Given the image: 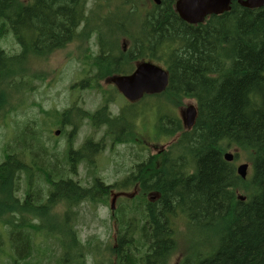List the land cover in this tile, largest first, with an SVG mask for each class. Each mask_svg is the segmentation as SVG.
<instances>
[{"label":"trees","instance_id":"obj_1","mask_svg":"<svg viewBox=\"0 0 264 264\" xmlns=\"http://www.w3.org/2000/svg\"><path fill=\"white\" fill-rule=\"evenodd\" d=\"M159 1L160 5L148 0H0L1 27L11 32L20 49L12 56L0 50V111L8 105L3 88L8 81L12 79V86L17 76L25 75L31 60L67 48L77 34L84 39L95 36L97 40L92 46L98 54L85 48L81 55L92 83L110 74L129 72L133 60L161 64L167 70L168 85L157 97L194 99L197 116L192 129L184 131L169 112L158 114V136H179L164 152L150 157L147 164L137 165L122 181L120 188L136 184L140 192L114 210L116 247H106L103 253L110 259L98 264H170L174 255L175 264H264V7L244 9L233 2L228 13L189 26L174 12L175 0ZM88 4L91 8L85 14ZM124 38L131 43L127 56L119 50ZM108 49L116 53L115 61L106 60ZM92 57L96 58L87 59ZM18 85L19 93L24 92L25 88ZM136 111L137 108H126L110 123L101 112L66 109L60 115L45 111L41 126L44 128L49 118L53 119L52 127L59 126L64 131L68 127L75 131L74 123L83 118L89 119L93 128L105 122L116 128L123 122L125 126L116 128L121 129L118 135L122 138L115 141L124 142ZM38 143V137L23 132L10 146L16 148V153H10L0 165V206L5 198L10 200L4 208L10 214L0 215V249L11 245L6 236L15 237L18 249H11L0 264H43L47 257L42 245L49 239L58 242L60 255L55 264H84L86 249L73 228L75 208L83 202L105 203L107 200L99 199H105L112 187L94 178L88 188H83L67 175L69 171L75 174L82 162L91 164L92 157L101 152L100 144L88 139L76 151L67 145L62 159L67 167L59 169L57 179H45L47 196L37 207L32 201L34 193H26L21 204L14 198L24 195L19 187L23 173H19L29 177L34 167L22 160V153L38 147ZM183 145L189 156L178 153L176 164L169 167L170 156ZM231 149L247 154L251 174L245 180L236 174L235 156L232 163L222 159ZM51 158L49 163L46 156H38L41 167L37 164L35 168L42 169V175L59 168L55 157ZM148 195H156L157 199L150 201L146 199ZM240 197L244 200L240 201ZM59 203L65 207L64 215L54 212ZM50 207L52 212L47 217L58 232L45 230L36 211ZM175 218L189 225L183 245L174 237ZM20 221L34 228L26 239H19L20 226L15 225ZM208 233L218 239L208 241L214 247L209 243L208 252L188 257L190 235ZM25 252L26 257H20ZM104 254L97 255L102 258Z\"/></svg>","mask_w":264,"mask_h":264},{"label":"rangeland","instance_id":"obj_2","mask_svg":"<svg viewBox=\"0 0 264 264\" xmlns=\"http://www.w3.org/2000/svg\"><path fill=\"white\" fill-rule=\"evenodd\" d=\"M1 25L2 24L0 23V50L4 51L7 55L10 56L18 54L20 49L13 35L9 30L2 29ZM84 49L85 48L78 49V43L74 42L67 48L56 51L48 57H45L43 59H33L26 66L25 75L22 78H19V76H17V79L14 82L16 84H13L11 86L10 81H8L9 85L7 87H3L10 97L8 98V105L3 111L0 112V165L5 162L6 157L10 153H16V148L10 149V146H12L13 143L19 139L23 132L29 136L39 138L38 147L31 148L28 150V152L22 153V160H25V162L29 163L32 167L34 165L32 169V175L28 177L24 172L19 173L20 170L16 172L19 174L23 173V175H21V177L23 178L21 184H19V187L24 195L21 198H14L18 201L19 204H21L25 199L26 193H34L32 197V201L34 202L33 205L37 207L42 206L47 196V194L45 193V191L47 190V183L45 182V179L47 178L49 181L54 180V178L57 179L59 177V169L67 167L65 161L62 160L64 158V150L67 144L70 143L72 149L76 151L82 147V145L84 144V140L93 137L94 141H98L103 136L104 130L102 129L96 134L93 133V130L89 128V119L85 118H83L82 120H85L86 123H83L81 125V128L78 132L76 130L72 131V128L68 127L65 129L61 136H53L54 130H52L51 133L47 135L48 139L45 133L41 134L38 126L34 123L39 120L41 109H50V111H54L55 113L62 112L63 110L69 109L74 106L87 110L82 111L83 113H95L93 110L97 108L101 103L100 93L96 90H88V88L93 83L91 80L88 81L89 77L87 76V72L84 76L81 72V55L83 54L84 51L82 50ZM90 52L98 54L97 48L92 45L90 47ZM111 53L114 54L111 49L105 50L106 60L112 62L113 60L115 61L117 56L115 53V57L114 55H112L113 57H107V55L110 56ZM95 58L96 57L87 59L92 60ZM121 64L122 63H119V65ZM87 82L89 83V86ZM17 84H20L22 87H25L27 89L25 93H19L17 88H19L20 86H16ZM100 84L103 85L102 82H100ZM71 87L73 89L70 91ZM76 88L80 90V94H77L74 91ZM102 88H104L106 91L107 89H109V87H106L107 89L105 87ZM153 100L159 102L155 103L151 107L147 106V104H149L150 102H141L138 105L139 108H137L136 114H134L131 118V123L133 125L134 121L138 119V125H136L133 130L137 137H139L137 132V129L139 127V134L147 144L146 148L148 149V153L143 149V147L135 148L124 145H115L111 148V140L108 139L105 141V148L101 153V156L97 159V163L96 161L94 163L95 167L90 168L85 163H82L78 166L76 174H70L69 171L67 178H70L73 181H79L81 187L87 188L91 185L92 177L94 175L98 177V179L100 178L104 185L110 186L113 183L122 180L125 176V172H132V170L134 172V169L140 163L147 164V160L150 157H154L149 155V153L155 154L159 149H164L166 146H168L171 142L170 139L163 138L156 141L155 138H153L155 135V127L158 124V114L160 113V115H162L163 112H169L170 117H173L176 121L181 120V122L183 119L184 122L183 113L185 109L188 106L194 107L195 103L191 100H180L172 101L171 104H168L165 102L170 99H167L165 97L162 99L153 98ZM19 103H21V106H18ZM124 106L125 105L122 102L116 99L110 109L113 115L116 116V107H119V110H121L122 108H124ZM151 110L154 112V117L151 114ZM77 111L79 110L75 109V112ZM4 112H7L9 117L7 118V115H5L3 120L2 115ZM98 112H101V115L107 118L106 122L110 123L109 120L112 119H110L105 112ZM140 114H145L142 120L141 116H139ZM52 121L53 119L49 118L45 123H47L48 125H52ZM80 121L81 120H77L74 124ZM106 122L102 125L108 126ZM119 125L122 126L124 124L122 122L118 123V126ZM116 128L113 127L110 129L118 135L121 129L117 130ZM118 136L119 138H122L120 135ZM68 140H70L69 143ZM24 143H27V141H24ZM178 148L179 151L170 156V159L172 160L169 167L176 164L177 161L174 160V158L178 153L183 157L189 156L187 147H185V145H183L182 148ZM231 152L237 154V158H235V166L239 165L241 162H244L245 159H247V154L244 152H242V154L236 149H231ZM41 154L48 158L49 163L51 160H53L51 157H55V160L59 164V168H56V170L52 172V168L50 170V166H48L51 173L48 170L49 173L45 171L44 175H42V169L35 168L37 164L41 167V163H38V156H41ZM93 158L94 156L92 157V159ZM188 162L190 163V161H187V163ZM46 174L48 176H45ZM15 176L16 174L13 176V179H15ZM126 192L129 193L124 194V192L120 190H113L109 201L107 199L108 196L105 199H99L100 201L107 200L104 204L105 206L96 204V202H94L92 205L83 203L80 206V212L77 215V221H75L74 224L79 239L85 245H87L84 256L86 257V260L88 262L92 260V257L94 255L103 253L107 246L112 245L118 228L115 219L110 216L111 212L109 205L110 203L111 205H113L117 201L119 202L121 199H127L128 197H131L133 193H136L134 189H130ZM41 200L44 201L40 203ZM9 204L10 200L8 198H5L4 202L0 206L1 216L10 214L9 211L6 212V209L4 210V208ZM62 204L63 203H59L55 205V208L57 207L58 211L60 212L63 211ZM51 209V207L49 208V210L47 208H43L42 210L37 208L36 211L41 217V222L45 230L49 232H58L60 230L54 227L52 225V220L47 217L52 212ZM121 209L123 211H129V208ZM48 222L52 225V228ZM27 223L28 222L26 221H20L19 224L15 225L16 228L20 226V230L17 231V233L20 235L19 239H26V237L31 234V230H34L33 226H31L30 223L29 225H27ZM8 224L11 226V223ZM173 226H175L174 237H177L178 243L183 245V235L185 233L186 236V230L189 229V225H187L182 218H175ZM14 238H12V236H6L7 241L10 239L11 245L8 244V247L6 246L0 249V259H3L9 253H11V249L18 252V249L14 246ZM209 240H212L213 242L215 241L214 236L209 233L207 235H190V242L188 244L187 251V254H189L188 257H193L202 250V252L206 253L210 249V244L208 243ZM26 253L27 252L20 255V257H26ZM43 255L47 257L43 261V264H55V261L60 255L58 245L53 244L50 248L45 250ZM26 259H23L22 261ZM174 261L175 255L172 256L170 264H175ZM10 264L15 263L10 262Z\"/></svg>","mask_w":264,"mask_h":264},{"label":"water","instance_id":"obj_3","mask_svg":"<svg viewBox=\"0 0 264 264\" xmlns=\"http://www.w3.org/2000/svg\"><path fill=\"white\" fill-rule=\"evenodd\" d=\"M159 3L158 0H152ZM232 0H178L175 3V10L183 22L190 24L201 23L207 15H219L229 10ZM237 2L245 8H261L264 6V0H237ZM112 82L131 101L139 99L144 93L154 94L164 90L167 84L166 74L148 64H141L137 70L128 77H116ZM187 127L193 125L196 112L193 108L187 110ZM55 135H58L56 132ZM227 162H231L233 157L231 154L224 155ZM248 165L239 166L238 173L242 180L246 179ZM241 201L242 198L240 199Z\"/></svg>","mask_w":264,"mask_h":264},{"label":"bare ground","instance_id":"obj_4","mask_svg":"<svg viewBox=\"0 0 264 264\" xmlns=\"http://www.w3.org/2000/svg\"><path fill=\"white\" fill-rule=\"evenodd\" d=\"M159 1V0H158ZM238 5H240L238 2H236ZM155 5H160V1H159V3L157 4V3H154ZM241 7H243L242 5H240ZM244 8V7H243ZM180 19V18H179ZM146 20V19H145ZM182 21V20H181ZM141 28V27H140ZM142 32V31H141ZM137 35V34H136ZM139 36H140V34H139ZM138 37V36H137ZM132 38V37H131ZM138 39V38H137ZM134 40V39H133ZM138 42H139V40H138ZM171 47V46H170ZM158 52V51H157ZM108 56V55H107ZM123 58V57H122ZM155 58V57H154ZM167 58V57H166ZM133 59V58H132ZM112 60V59H111ZM156 60V59H155ZM107 62V61H106ZM123 62V61H122ZM130 63V62H129ZM109 65V64H108ZM123 65V64H122ZM125 65V64H124ZM128 65V64H127ZM111 66V65H110ZM127 69V68H126ZM124 70H122V72H123ZM165 92V90L162 92V93H164ZM224 154V153H223ZM227 154V153H226ZM225 155V154H224ZM224 155H223V158L222 159H224V161L225 162H227L226 160H225V157H224ZM233 162V160L231 161V162H227V163H232ZM234 167V166H233ZM181 170V169H180ZM235 171H236V174H237V176L240 178V175H239V173H238V169H237V166H235ZM242 196V195H241ZM244 197V196H243ZM246 197V196H245ZM239 199H241V197L239 198ZM242 200H244L243 198H242ZM241 201V200H240ZM234 205V204H233ZM218 234V233H217ZM216 234V235H217ZM207 239V238H206ZM215 240H218V239H215ZM212 241V240H211ZM206 242V241H205ZM213 242V241H212ZM210 243V242H209ZM211 244V243H210ZM213 244V243H212ZM211 244V245H212ZM205 245V244H204ZM206 246V245H205ZM210 246V245H209ZM208 246V247H209ZM201 247V246H200ZM211 247V246H210ZM209 247V248H210ZM214 247V246H213ZM204 249V248H203ZM214 249V248H213ZM201 250V249H200ZM203 251V250H202ZM208 252V251H207ZM201 253V252H200ZM197 254H199V253H197ZM196 254V255H197ZM206 255V254H205ZM208 255V254H207ZM197 257V256H196ZM162 260V259H161ZM205 260V259H204ZM195 264V263H194Z\"/></svg>","mask_w":264,"mask_h":264}]
</instances>
